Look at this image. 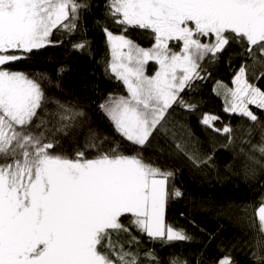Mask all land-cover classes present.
Masks as SVG:
<instances>
[{
	"label": "snow or ice",
	"instance_id": "1",
	"mask_svg": "<svg viewBox=\"0 0 264 264\" xmlns=\"http://www.w3.org/2000/svg\"><path fill=\"white\" fill-rule=\"evenodd\" d=\"M87 7L77 0H0V264H140V242L130 226L162 243L191 239L165 220L168 201L182 196L169 183L173 171L161 169L139 152L124 154L118 143L86 127L78 105L49 100L43 77L8 68L24 58L10 53L44 48L52 43L50 36L58 26L75 30L78 13ZM109 8L115 23L125 29H150L155 43L144 49L104 29L114 51L128 48L126 62L110 65L127 86L128 96L110 95L99 107L132 144L143 147L160 134L172 141L176 154L207 165L211 155L196 160L190 154V134L178 139L167 126L169 110L174 104L195 108L180 93L200 78L199 61L210 54L215 59L236 43L246 61L264 62V0H111ZM201 37H209V42L202 43ZM172 40L182 42L179 53L169 47ZM73 47L84 49L86 44ZM148 60L159 64L154 76L144 74ZM233 84L234 89H227L231 99L225 111L246 117L260 132L258 145L248 152L241 147L236 154L244 158L245 176H254L249 164L264 169V124L249 105L264 110V90L249 82L247 62L239 67ZM217 120L205 114L201 123L225 135L228 147L235 142V130L228 125L215 128ZM256 131L249 127L245 135L252 137ZM57 135L77 144L83 135L84 144L71 154L58 152ZM248 143L241 140L242 145ZM91 151L95 155L89 156ZM126 214L132 217L129 225L122 223ZM256 220L258 234L264 236V198ZM122 234L129 239L121 242ZM255 247L254 259L264 264V255H258L264 245L257 240ZM144 256L160 264L152 252ZM168 264L187 261L175 257ZM217 264L235 261L226 255Z\"/></svg>",
	"mask_w": 264,
	"mask_h": 264
},
{
	"label": "trees",
	"instance_id": "2",
	"mask_svg": "<svg viewBox=\"0 0 264 264\" xmlns=\"http://www.w3.org/2000/svg\"><path fill=\"white\" fill-rule=\"evenodd\" d=\"M77 2L88 7L78 13L75 30L69 32L58 26L50 36L52 43L44 48L31 53H10L24 58L11 63L8 68L24 72L31 78L43 77L41 83L49 100L78 105L85 113L83 119L86 127H91L102 137H109L114 144L118 143L124 154L139 152L161 169L175 173L169 183L171 187L178 188L182 196L168 201L165 220L167 224L183 229L191 239L162 243L150 240L146 234L130 226L131 234L140 242V264H152L144 252H152L159 258L160 264H168L175 257L187 261V264H217L226 255H230L235 264H257L253 257V252L257 251L255 244L259 240L264 245V236L258 234L256 220V209L264 198V169L249 164L250 169L255 168L256 174L245 176L242 167L244 158L236 154L241 147L248 152L251 145H258L260 132L258 125L239 113L225 111V108L231 99L227 89L235 88L233 79L245 62L248 64L249 82L264 90V77H260L264 72V62L259 58L255 63L251 59L246 61L243 48L236 43L227 46L215 59L210 54L199 61L200 78L194 79L191 87H185L180 93V97L186 103L195 105V108L190 110L174 104L169 110L167 126L176 132L178 139L190 134V154L196 160L211 155L213 159L207 165L194 162L184 154H176L172 141L160 134L151 138L145 146H137L116 132L99 107L110 95L128 96L123 80L110 70L113 51L104 29L107 28L114 36L124 35L144 49L153 46L154 34L150 29L136 26L125 29V26L115 23V18L110 15L111 0ZM200 39L202 43H208L210 38ZM78 43H85L86 47L74 48L73 45ZM169 47L179 53L183 44L172 40ZM157 70L156 61L148 60L144 64L146 76H154ZM46 107L50 109L53 106L48 104ZM249 107L264 124V110L255 105ZM205 114L219 117V120L213 121L215 128L228 125L235 130L232 145L224 147L228 144V138L201 123ZM249 127L257 129L252 137L245 135ZM245 139L249 143L242 145L241 140ZM57 140L59 146L56 151L69 154L84 144L83 135H80L78 144L71 137L62 135H57ZM88 155H95V152L91 151ZM254 155L262 159L259 153ZM131 219V215L126 214L122 223L129 225ZM128 239L127 235L120 237L121 242ZM258 255H264V252H258Z\"/></svg>",
	"mask_w": 264,
	"mask_h": 264
},
{
	"label": "rangeland",
	"instance_id": "3",
	"mask_svg": "<svg viewBox=\"0 0 264 264\" xmlns=\"http://www.w3.org/2000/svg\"><path fill=\"white\" fill-rule=\"evenodd\" d=\"M111 48H112V46H111ZM112 51H113V63H116V64H120V63H124V62H126L125 61V56H126V54L128 53V48L127 47H125V48H120V49H117V50H113V48H112ZM153 61H155V60H153ZM129 66H131V65H129ZM111 70V69H110ZM158 70H159V64H158ZM157 70V71H158ZM156 71V72H157ZM179 71V70H178ZM112 72V71H111ZM113 74H115L116 75V73H114V72H112ZM155 75V74H154ZM117 76V75H116ZM127 87V86H126ZM138 146V145H137Z\"/></svg>",
	"mask_w": 264,
	"mask_h": 264
}]
</instances>
